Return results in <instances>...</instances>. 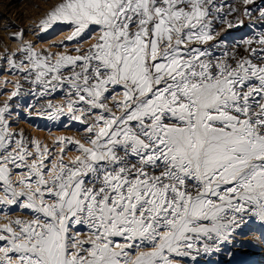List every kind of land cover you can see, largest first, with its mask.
I'll list each match as a JSON object with an SVG mask.
<instances>
[{"label":"snow or ice","instance_id":"1","mask_svg":"<svg viewBox=\"0 0 264 264\" xmlns=\"http://www.w3.org/2000/svg\"><path fill=\"white\" fill-rule=\"evenodd\" d=\"M43 5L0 53V264H264V0Z\"/></svg>","mask_w":264,"mask_h":264},{"label":"rangeland","instance_id":"2","mask_svg":"<svg viewBox=\"0 0 264 264\" xmlns=\"http://www.w3.org/2000/svg\"><path fill=\"white\" fill-rule=\"evenodd\" d=\"M225 2H227V3L232 2L234 4V3H237L238 1L237 0H228V1L225 0ZM250 31L251 30L247 27L244 29L232 30L233 36L236 39H239L241 36H244L246 34H250ZM61 33H63V34H61ZM66 35H67V33L64 32V30H57L48 36L40 37V38L36 37L33 41L34 42L39 41V49L50 48V47H52V44L49 43V41L54 42V43H59L60 40H66V37H65ZM68 43L71 44L74 42H68ZM52 51L55 52V51H57V49L53 47ZM4 80L14 81L15 77L11 73L5 71V72L0 73V81H4ZM13 90L14 89L11 86V84L5 86L3 83H0V98L6 100V98H8L6 93H10ZM22 110H24V108ZM13 119L15 121H18V128L19 129H24L31 136L37 137L42 142L49 143V144L52 143L55 136L77 135L78 133H77L76 129L82 127L76 123H71L70 126L65 127L64 126L65 122L63 120L60 122H51V121H48V120L40 118V117H29L27 115V113L26 112L24 113L23 111L20 112L19 117H14ZM33 125H35V127ZM49 130L52 133L51 135L49 134Z\"/></svg>","mask_w":264,"mask_h":264},{"label":"bare ground","instance_id":"3","mask_svg":"<svg viewBox=\"0 0 264 264\" xmlns=\"http://www.w3.org/2000/svg\"><path fill=\"white\" fill-rule=\"evenodd\" d=\"M53 1L55 2V0H52V2ZM34 3L41 4L42 6L46 7V5H43V0H0V17H3V19H0V53L4 52L5 46L13 50L18 47L17 44L13 43L12 40L9 39V33L4 31L10 22H14L15 24V27L11 29L12 31L16 30V28H24L25 30H28L32 24V21L38 18L39 13L32 7ZM65 28L66 26L63 25L54 26V28L49 30V32L42 33L39 38L48 36L57 30H64ZM36 37L38 36H34L29 32L27 38L33 41ZM6 68L7 66L3 63V61H0V73L5 72ZM25 87H27V85H25ZM6 100H8V98H6ZM6 100L0 98V104ZM27 101H34V98L31 96L14 98L12 103L21 104L22 107L20 112L23 111L25 113V111L22 109L24 108L23 106ZM57 102H59L58 98ZM25 132L28 134L27 131Z\"/></svg>","mask_w":264,"mask_h":264}]
</instances>
